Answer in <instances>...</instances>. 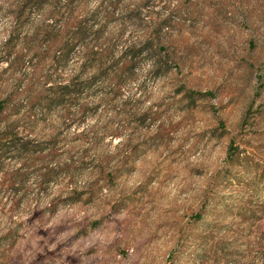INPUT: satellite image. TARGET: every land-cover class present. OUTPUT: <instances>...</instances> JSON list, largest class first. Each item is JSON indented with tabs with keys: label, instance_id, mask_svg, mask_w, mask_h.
<instances>
[{
	"label": "rangeland",
	"instance_id": "1",
	"mask_svg": "<svg viewBox=\"0 0 264 264\" xmlns=\"http://www.w3.org/2000/svg\"><path fill=\"white\" fill-rule=\"evenodd\" d=\"M0 264H264V0H0Z\"/></svg>",
	"mask_w": 264,
	"mask_h": 264
},
{
	"label": "trees",
	"instance_id": "2",
	"mask_svg": "<svg viewBox=\"0 0 264 264\" xmlns=\"http://www.w3.org/2000/svg\"><path fill=\"white\" fill-rule=\"evenodd\" d=\"M81 30H82V32L81 33H79V34H77V40H81L83 37L85 38L89 33V31H88V28L86 27V26H84L83 28H80ZM73 49L71 48V49H69V53L67 54V56L70 54V52L72 51ZM93 55H95V56H98V53H93ZM86 84H91V82H89V83H86ZM84 85H75V84H73L71 87H70V89L72 90V94H75L76 92H77V90H76V88H81V87H83Z\"/></svg>",
	"mask_w": 264,
	"mask_h": 264
}]
</instances>
